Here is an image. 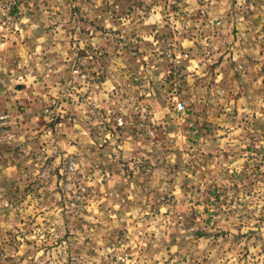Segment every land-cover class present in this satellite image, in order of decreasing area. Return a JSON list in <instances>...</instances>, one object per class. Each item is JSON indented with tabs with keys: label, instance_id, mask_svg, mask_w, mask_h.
Wrapping results in <instances>:
<instances>
[{
	"label": "rangeland",
	"instance_id": "obj_1",
	"mask_svg": "<svg viewBox=\"0 0 264 264\" xmlns=\"http://www.w3.org/2000/svg\"><path fill=\"white\" fill-rule=\"evenodd\" d=\"M0 264H264V0H0Z\"/></svg>",
	"mask_w": 264,
	"mask_h": 264
},
{
	"label": "crops",
	"instance_id": "obj_2",
	"mask_svg": "<svg viewBox=\"0 0 264 264\" xmlns=\"http://www.w3.org/2000/svg\"><path fill=\"white\" fill-rule=\"evenodd\" d=\"M48 64L50 65V62H48Z\"/></svg>",
	"mask_w": 264,
	"mask_h": 264
}]
</instances>
